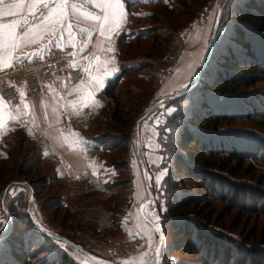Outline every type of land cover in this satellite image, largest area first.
Segmentation results:
<instances>
[{
  "label": "trees",
  "instance_id": "obj_1",
  "mask_svg": "<svg viewBox=\"0 0 264 264\" xmlns=\"http://www.w3.org/2000/svg\"><path fill=\"white\" fill-rule=\"evenodd\" d=\"M240 1L222 0L220 3L217 30L212 39V27L200 64H204V67L180 96L163 103L174 110L165 116L163 124L158 127L159 153L163 156L162 165L167 169L161 183L164 208L160 212L159 224L164 244L168 239L167 231L171 232L175 238L174 249L190 255V264H264V246L247 248L232 236L210 227V222L201 218L202 212L193 214V210H187L199 204L205 198L203 194L213 191L219 194L217 198L228 201L234 207L238 206L234 199L240 197L243 205L248 203L254 207L252 211L264 208V189L259 188L258 184L233 180L238 176L249 175V171H246L248 167L245 166L247 160L264 163V139L244 130L221 128L231 121L264 118V89L256 88L264 83V0ZM189 2L178 0L179 5L187 10L193 9ZM210 5L211 2L205 7L208 9ZM203 13L197 17H205ZM149 33L154 35L155 31ZM168 34L166 30L162 32L164 39ZM149 44L151 51L143 55L144 59H135L131 64L122 59L118 75L109 80L97 95L104 109L112 111L111 122H114L115 114L119 111L115 107L119 103L118 93L123 88L120 86L121 79L139 76L143 69L152 72L147 78L140 76L150 85L149 92L140 88L132 91L135 97L143 94L146 98L150 96L146 105L142 106L139 118L149 105L154 86L161 81L158 73L173 67L182 49L180 44L179 51L171 54L175 45L171 48L164 40ZM135 114L132 112L133 116ZM129 135L122 137L105 133L100 139L108 143L106 149L113 152L127 143ZM118 164L122 163L112 165L120 171L121 166ZM124 169L128 171L126 161ZM179 174L199 182L198 186H202L204 192L199 191L196 195L187 193L186 181ZM115 185L118 186L108 184L107 187L113 189ZM6 187L7 184L1 190L0 201L3 194L7 193ZM35 195L34 192L32 202L35 201ZM29 199L28 196L23 204L22 201L12 206L9 203L7 209L11 214L7 215L8 226L5 232L0 227V264H77L60 250H54L46 258L37 261V256L45 250L42 243L38 244L42 247L37 249L34 240L42 238L56 246L58 239L35 225V217L27 207ZM1 204L3 211L4 202ZM183 211L187 214H182ZM15 221L20 226L25 222L22 231L15 227Z\"/></svg>",
  "mask_w": 264,
  "mask_h": 264
},
{
  "label": "rangeland",
  "instance_id": "obj_2",
  "mask_svg": "<svg viewBox=\"0 0 264 264\" xmlns=\"http://www.w3.org/2000/svg\"><path fill=\"white\" fill-rule=\"evenodd\" d=\"M188 1L193 5V9L187 10L188 8L183 7L181 4L179 5L178 0H124L128 15L126 26L120 33L122 38L120 39V35L118 36L120 46L119 62L123 59L125 62L131 64L135 59H144L142 58L143 55L151 51V44L149 43H152V41L164 40L171 48L175 45L176 48H172L171 54L179 51L180 44L182 49H180L181 52L177 57L175 65L166 71L158 73L161 81L154 86V93H151L152 98L148 103L149 105L143 110V114L139 118L141 108L146 105V101H148L150 96L146 98L143 94L140 97H135L132 95V91L140 88L143 91L149 92L150 85L143 80L144 77L147 78L152 73L149 69H143V72L140 71L139 76L121 79L120 86H123V88L121 93H118L119 107H117L118 104H115L116 110L119 111L115 114L114 122H111V110H105L98 118L101 121L97 123L98 125L96 124L94 135H100L104 128H106L105 133L109 134H119L122 137L130 134L127 143L122 148L120 146L113 153L105 156L109 160H119L122 163L118 164L121 166V176L119 177L120 182L118 181V186L115 189H110L111 191L109 192L111 194L108 197V195L104 196L101 184L94 183L90 176L83 182L77 183L72 182L67 177H65V180L48 182L46 180L48 172L46 166H36L35 160L29 154L25 160L22 159V161H17L15 164L12 160L13 166L11 167H8L7 163H3L0 165V195L4 186L13 179L20 178V180H25L34 188L30 192L26 188L18 187V184H10L9 191L3 194L0 201V221H3V227H1L3 228V232H5L4 229L8 226L7 215L11 214L7 209L10 206L9 203L11 202L12 206L13 203L16 205L22 201L23 204L29 196L30 199L28 200L27 207L31 215L35 217L34 223L39 226L36 225L40 230H42L40 228L42 227L46 230V234L50 236L53 234L57 238H67L106 262L121 264L122 261L129 257H138L143 253H147V264L191 263L192 259L190 255L183 250L178 251L174 249L175 238L168 231L167 243L164 244L163 240L160 246L161 254L159 256L155 255V247L159 243L158 236L160 234L154 231L156 238L153 237L152 226L142 218L141 214L139 218L138 213H140V210L137 209L136 203H132L133 198L130 192V183H128L129 170L126 171L124 169L126 159H128V164L133 161L137 149L141 154L142 152L144 153L141 133L139 131V135L137 136L135 128L139 126L141 130L148 122L155 128L159 127L163 124L165 116L171 114L174 110L172 106L166 107L165 105V107L163 105L159 106V108L156 107L158 109L153 108V104L157 101L158 86L161 85L160 90L162 85L166 86L162 89L163 94H160L161 97L167 98L172 95H178L191 82L193 83L195 73L203 61L215 13L220 7L222 0ZM210 2L211 5L207 9L205 5ZM239 2L241 1L239 0ZM171 10H176V12ZM141 13L142 15H140ZM200 13L205 14V17H197ZM165 30L169 34L164 39L162 32ZM148 31H155V34L152 35ZM138 39L140 40L139 42H137ZM59 77H63L70 84L77 85L80 83L73 82L70 77L69 81L64 75H51L47 80L46 86L42 87L36 94H46L48 91L47 86ZM15 78L14 81H18L19 75H16ZM256 88L264 89V83L257 85ZM138 110L139 113H137ZM132 112L136 113L135 116L132 115ZM187 115L189 114L187 113ZM137 118L138 120H136ZM104 123L108 124L104 125ZM79 124L81 126V122ZM221 128L222 130H244L264 139V118L231 121L223 124ZM156 134L158 135L157 131ZM106 144L108 145V143ZM158 146L160 147L159 143ZM189 148L192 149L193 147ZM130 156H132L131 159ZM157 158L158 160L160 159L159 165H145V168L149 179L146 186L148 187L147 197L153 198L149 209L152 211L154 219L158 217V222H160V212L164 208V203L161 185L158 184V177L161 176L158 169L165 171V175L167 169L162 165L163 156L160 154ZM143 162H145L144 159ZM20 164L21 168H19ZM135 164V161H133V165ZM245 166L248 167L246 171H249V175L247 177L238 176L233 179L234 182L242 181L254 185L258 184L259 188L264 189V163L258 164L256 161L247 160ZM110 168L115 171L113 167ZM21 173L24 174L23 178L19 176ZM179 176L186 181L187 193L196 195L199 191L204 192V188L198 186L199 182L191 181L184 174H179ZM107 177L109 180L114 178L110 174H107ZM156 186L159 187L157 188ZM34 192L36 194L35 201L32 202L31 197ZM203 195H205V198L199 204L190 206L187 210H193V214L195 212L197 214L202 212L200 213L201 218H206L210 222V227L216 229L221 234L232 236L235 241L247 246V248L264 246V208H260L262 209L260 211H252L254 207L248 203H244L243 205L240 197L236 200L234 199L236 205H238L234 207L228 204V201L226 202L217 198L219 194L214 191ZM2 201L5 205L3 211L1 209ZM54 201L57 202L53 203ZM131 205L132 208L130 209ZM101 206H104L105 209H101ZM144 207H148V205H144ZM104 211L107 212L104 213ZM183 212L182 214H187L186 211ZM12 215L14 214L12 213ZM102 216L103 218H101ZM119 217L122 221V228H124L121 230L117 226V224H120L118 222L120 221ZM115 221L118 223L115 224ZM136 222H139L140 225L142 224L141 226L147 228L148 232L151 233L152 247H149L148 239L144 242H140L139 240L141 239L138 240L137 238L131 241L128 227L136 224ZM24 226L25 222L20 226L15 221V227L18 229H24ZM116 226L117 229L114 228ZM39 243L43 244L45 252L37 256V261L46 258L54 250H60L77 264H103L88 259L59 239L56 241V246L45 239H35L34 245L37 249L42 247L38 245Z\"/></svg>",
  "mask_w": 264,
  "mask_h": 264
},
{
  "label": "crops",
  "instance_id": "obj_3",
  "mask_svg": "<svg viewBox=\"0 0 264 264\" xmlns=\"http://www.w3.org/2000/svg\"><path fill=\"white\" fill-rule=\"evenodd\" d=\"M6 2H13V0H6ZM77 2L82 4L85 8L90 11H96V9H94L92 5L87 2V0H77ZM125 11H127L126 8ZM18 18V16L4 17L3 21L8 22L10 20ZM73 23H75V21H73ZM126 23L123 24L122 29L119 31L118 35L112 36L111 47L114 49L113 52L98 51L96 44L98 40L103 39L99 36L98 32L93 33L91 43H89L88 47L83 52H79L78 48L73 49L72 47H67L69 50H71V52H77L75 58L71 57V61L73 59H76V61L80 65V67L77 68L81 70L83 74V80L85 81L86 85L88 84V75L82 71V67L86 66L88 61L84 60L83 57L92 56L95 54L102 58L114 59V66L118 70L115 72V74H109L105 78L103 88L97 91L95 94V98L97 100H99L97 94H99L100 91L105 88L107 82L113 79L116 75H118L120 71L121 65L118 58L120 53V46L118 43V36L122 32L123 28L126 26ZM81 26L90 27V25L87 23H81ZM86 38L87 37L85 34L77 32V41H83ZM49 39H51V36L46 34L43 40L39 41L36 44H31L23 49L18 50L16 52V55H22V53L24 52L32 53L33 51L39 49L40 44H47ZM65 39H67L66 36ZM54 46L55 44H53L51 47ZM108 46V41H105L104 47L107 48ZM47 51L48 50H46L44 54ZM5 71H0V78ZM101 72H103V69L101 70ZM93 74H95V69H93ZM49 85L52 89H54V91H50L48 88L46 94H36L30 98H26L27 102L31 106L32 115H21L19 122L9 121V126L13 127L15 130L7 132V134L3 136H0V165H2L3 163H7L8 167H11L13 166L12 160L15 164L17 161L20 162L22 161V159L25 160L27 155L29 154L35 160L36 166H46V168L48 169L46 180L48 182L65 180V177H67L69 180H72V182L77 183L83 182L90 176L94 183L101 184L104 191V196L108 195L109 197V195L111 194V192L109 191L111 190L107 187V185L118 184L121 172L115 168V171L110 168L113 167V163H115L116 165L118 162H120L119 160L112 161L109 160V158H105L106 155L108 156L113 153L106 149L107 144L103 143L104 141L100 139V137L105 134L106 128L102 130V135L93 134L96 124L100 123L101 121H99L98 118L102 112L104 113V107L99 101L101 104L100 107H85L80 110L79 115H75L73 114L72 109L70 107H60L61 104L67 105L69 101L77 99L76 93H73L71 95L68 94L69 91L75 85L70 84L63 77L55 79ZM160 87L161 85L158 86V96H160V94H163L162 89H164L166 86L162 85L161 90ZM184 90L185 88L179 94L184 92ZM155 95L156 93L154 94V97ZM178 95H172L167 98L161 96V98H158L157 96V101L153 104V108H159V106L161 105L164 106V102L171 98H175ZM45 105H47V107H45ZM54 107L56 109V112H53ZM9 108L15 114L16 108L10 106ZM21 111L23 112V106H21ZM33 119L35 120V123L32 122ZM25 120H27L28 123L24 124ZM80 122L81 126L79 124ZM21 124H24V126L22 127ZM29 128L32 132L31 135L28 132ZM135 131L137 136L139 135V131L141 133L142 147L144 153L142 152L141 154L137 149L135 157L132 155L134 157L133 161H135L136 164L133 165V161L129 162L128 164V183H130V192L133 198L132 203H136L138 210H141V207L143 206L142 214L138 213L139 218L141 214L142 218L152 226V236L156 238L154 226L152 223L154 221V217L152 216V211H150L149 209V205L152 204L153 198L150 196L147 197L148 187L146 186L148 184L149 179L147 177L145 165L157 166L160 163V159L158 160L157 158L160 156V147L158 146V135L156 134V131L158 132V127L155 128L150 122H148L145 126L142 127L141 130L140 127L137 126L135 128ZM69 132H75L79 134L80 142L78 145L71 143V141L68 144L62 143L61 133L67 136ZM45 153H47V155ZM132 156H130V159ZM143 159L145 160V162H143ZM93 162L95 163V165L99 166L90 167L89 165L93 164ZM126 162L128 163V159H126ZM19 168H21V164L19 165ZM98 168L100 169V171H98ZM158 170L160 175L163 174L162 178L158 180V184L161 185L163 177L165 176V171L161 169ZM93 171H95V175H93ZM107 174L112 175L114 178L112 180L107 179ZM23 175L24 174L21 173L19 176L23 178ZM10 184H18V187L26 188L30 192L31 190H33L30 183L26 182L25 180H20L19 178L10 180L7 183L5 191H9ZM115 186L113 187V189H115ZM156 187L158 188L159 186ZM144 205H148V207H144ZM131 208L132 205L130 206V209ZM101 209H105L104 206H101ZM106 212L107 211H104V213ZM101 218H103V216ZM118 222H120V224H117ZM118 222L115 221V224L120 227L119 230L124 229L122 228L121 219ZM141 225L139 224V222H136V224H133L128 227L131 233V241H134V239L137 238L138 240L141 239L139 240L140 242H144L146 239H148V229ZM158 225H160L159 222ZM117 226L114 228L117 229ZM40 228L44 230L42 227Z\"/></svg>",
  "mask_w": 264,
  "mask_h": 264
},
{
  "label": "snow or ice",
  "instance_id": "obj_4",
  "mask_svg": "<svg viewBox=\"0 0 264 264\" xmlns=\"http://www.w3.org/2000/svg\"><path fill=\"white\" fill-rule=\"evenodd\" d=\"M87 2L96 11L88 10L77 0H13V2L0 0V71L13 68L25 59L31 60L32 57L43 59L44 52L53 44L61 50L72 47L83 52L91 43L94 32H98L99 36L103 38L96 44L98 51L113 52L112 36L118 35L123 24L127 22L128 14L124 8V0H87ZM16 16L19 18L8 22L3 21L4 17ZM81 23H87L90 27H82ZM77 32L85 34L87 38L77 41ZM46 34L51 36L47 44H40L39 49L32 53L24 52L22 55H16L18 50L43 40ZM105 41H108L109 44L107 48L104 47ZM68 55L75 58L77 52H71ZM83 59L88 61L87 65L82 67V71L88 75V84L86 85L85 81L81 80L68 93L69 95L76 93L77 99L69 101L67 105H60L62 108L70 107L75 115H79L82 108L101 106L99 100L95 98V94L103 88L105 78L109 74H115L118 70L114 66V59L102 58L95 54L85 56ZM69 66L73 69L80 67L76 59H73ZM93 69H95V74H93ZM102 69L103 72H101ZM9 86L15 87L14 85ZM47 87L50 91H54L50 85ZM15 91L20 96V103L16 105L15 114L4 100L3 94H0V136L15 130L9 126V121L19 122L21 115H32L31 106L26 100L25 89L19 88ZM21 106H23V112ZM53 112H56L55 107ZM32 122L35 123V120L33 119ZM26 123H28L27 120L24 121V124ZM24 124L21 126L23 127ZM28 132L30 135L32 134L30 128ZM61 137L62 143L65 144L71 141L78 145L80 142L79 134L75 132H69L67 136L61 133ZM45 154L47 155V153ZM89 166L98 167L99 165H95L93 162ZM93 175H95V171H93ZM162 175L158 179L162 178ZM141 211H143V206ZM152 223L154 231L159 233L158 217ZM0 227H3V221H0ZM163 240L164 236L160 234L159 243L155 247L156 256L161 254L160 245ZM148 241L149 247H152L151 233L148 234ZM147 255V253H143L138 257H129L121 264H147Z\"/></svg>",
  "mask_w": 264,
  "mask_h": 264
},
{
  "label": "built area",
  "instance_id": "obj_5",
  "mask_svg": "<svg viewBox=\"0 0 264 264\" xmlns=\"http://www.w3.org/2000/svg\"><path fill=\"white\" fill-rule=\"evenodd\" d=\"M68 53H71V50L67 47L61 50L54 46L48 49L43 59L37 57L31 60L25 59L22 63L9 68L0 78V94H3L4 100L10 107L16 108L20 103V96L15 89H25L26 98H30L46 86L51 75H64L68 80L70 77L73 82H80L83 80V74L79 68L73 69L69 66L72 56ZM16 75H19V78L15 82Z\"/></svg>",
  "mask_w": 264,
  "mask_h": 264
},
{
  "label": "water",
  "instance_id": "obj_6",
  "mask_svg": "<svg viewBox=\"0 0 264 264\" xmlns=\"http://www.w3.org/2000/svg\"><path fill=\"white\" fill-rule=\"evenodd\" d=\"M219 15H220V10H218L217 15L215 17V22H214V26H213V33H212V39H213V34L216 32L217 30V26H218V20H219ZM204 67V64H202L201 66H199L198 70L195 73V76L198 75V73L201 71V69ZM182 94V93H181ZM181 94H179L178 96H180ZM177 96V97H178ZM140 210V209H139ZM140 213L142 214V211L140 210ZM159 229L160 232L159 234H163L162 232V228L159 225ZM164 236V235H163ZM57 238V237H55ZM60 241L64 242L65 244L69 245L71 248H73L74 250H76L77 252H79L80 254L84 255L85 257H87L88 259L97 262V263H103V264H114V263H110V262H106L104 261L102 258H99L93 254H91L90 252H88L87 250L81 248L80 246H78L77 244H75L74 242H72L71 240L67 239V238H57ZM161 246V245H160ZM94 258V259H93ZM156 262V259H155ZM157 264V263H155Z\"/></svg>",
  "mask_w": 264,
  "mask_h": 264
}]
</instances>
